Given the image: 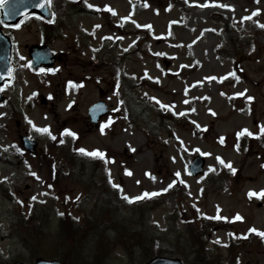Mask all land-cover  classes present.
I'll list each match as a JSON object with an SVG mask.
<instances>
[{
    "label": "rangeland",
    "instance_id": "374dc122",
    "mask_svg": "<svg viewBox=\"0 0 264 264\" xmlns=\"http://www.w3.org/2000/svg\"><path fill=\"white\" fill-rule=\"evenodd\" d=\"M71 1L88 10L67 14ZM49 4L61 27L59 37L48 43L60 55L51 71L37 74L29 66L26 46L43 42L34 18L4 30L13 40L14 77L2 87L0 102V177H7L0 180V264L32 261L30 250L47 259L64 253L67 248L56 234L57 215L64 211L101 217V224L109 212L143 230L151 256H175L184 264L195 255L184 246L183 220L223 216L204 236L205 264H227L230 257L238 264H264V237L248 231H264V194L249 195L264 190V0ZM144 96L152 103L149 121L137 116L131 123L128 108ZM97 100L109 111L95 127L87 109ZM242 103L247 113L239 112ZM43 127L49 132L39 130ZM23 131L38 140L36 155L20 145ZM244 133L246 147L240 151L236 136ZM81 147L105 155L82 164L70 161L69 148L75 158L88 156L77 151ZM195 154L206 158L201 177L188 172ZM174 180L168 191L159 192ZM145 191L159 194L131 202L124 198ZM17 212L45 218L38 232L32 231L36 246L22 248L16 241ZM230 234L245 240L234 253L227 245ZM93 242L89 253L97 247ZM140 250L132 243L130 252L116 249L107 264H142Z\"/></svg>",
    "mask_w": 264,
    "mask_h": 264
},
{
    "label": "trees",
    "instance_id": "16d2710c",
    "mask_svg": "<svg viewBox=\"0 0 264 264\" xmlns=\"http://www.w3.org/2000/svg\"><path fill=\"white\" fill-rule=\"evenodd\" d=\"M49 30L52 27L49 24H43ZM135 108H128L132 113V109H135V114L133 116L136 118L140 116L145 119V122L148 123L149 116L152 113L150 108L149 101L142 100L140 104L137 106H133ZM68 159L73 160L77 163H85L86 161H91L92 159L97 158V156L88 155L86 158L77 156L75 158V151L71 148L68 150ZM3 192H6V189L3 187ZM139 202V201H138ZM103 211L106 209L102 207ZM102 211V212H103ZM109 211V207H108ZM62 214V215H61ZM107 220L100 223L101 217H95L94 219H88L85 217L74 216L72 212H59L58 217V231L57 238L65 245L68 249H65L64 253H59L55 255L54 258L61 259L66 262V264H81L82 256L87 257L86 263L82 264H107L109 257L116 252V249L121 248L124 251L130 252L131 243L135 247H140V251L142 253V258L144 260L148 259L149 256L153 253L151 246L143 242L142 229H135L130 227L128 223L125 222V225L121 221H117L113 219V216L108 212ZM15 220L16 226L14 230H16V234L14 235L17 242L22 245V248H26V245L29 244L31 246H36L33 240L34 233L33 230H38L41 228L40 226L44 223L45 218L43 216H39L37 214L33 215V213L28 212L26 215L23 213H16ZM102 215V214H100ZM48 214L45 216L47 217ZM85 216V215H84ZM103 217V215H102ZM48 220V218H47ZM90 222L88 226L85 225V222ZM127 221V220H126ZM184 222V233H181L184 240V246H187L194 253L195 257L190 264H205L207 262V251H206V242L203 240V236L205 235L208 228H213L216 223V218H211L206 215L198 217L197 220H183ZM115 223V224H114ZM114 224V226L112 225ZM25 231L23 233L22 231ZM22 236V238H21ZM177 241L179 240V236L176 237ZM243 236L237 235L234 237L232 234L229 236V248L231 250L230 253L237 252L236 250L241 245L245 244V240L242 239ZM98 241L96 249L93 250L92 253H89L87 249L89 244ZM94 243V242H93ZM92 243V245H93ZM92 247V246H91ZM133 248V247H132ZM32 257H37L40 255L38 252L36 256L34 252ZM131 255V254H130ZM230 259L234 260L235 258L230 257ZM83 262V260H82ZM85 262V261H84Z\"/></svg>",
    "mask_w": 264,
    "mask_h": 264
},
{
    "label": "water",
    "instance_id": "95a60500",
    "mask_svg": "<svg viewBox=\"0 0 264 264\" xmlns=\"http://www.w3.org/2000/svg\"><path fill=\"white\" fill-rule=\"evenodd\" d=\"M7 13V14H6ZM36 14L37 16L43 17L45 20H51L53 18L52 11L47 5V0H6V3L0 7V21L2 23L16 25V23L27 16V14ZM1 24V23H0ZM29 54L31 56V65L37 70L40 67L44 69H49L53 64V56L50 54V50L45 45H32L28 48ZM11 58V41L8 39L7 35H4L0 30V84H3L4 80L9 81L12 77L11 71L12 66L10 63ZM1 99V97H0ZM94 122L106 113V106L97 102V104L92 105L88 110ZM23 147L30 151L36 153L37 142L35 140H30L26 136H21ZM204 158L200 156H195L192 162L189 164L190 172L193 175L201 174L203 171ZM7 264H25L21 262L7 263ZM26 264H63L61 261L56 260H44L42 258H37L34 263ZM145 264H181L178 258H167V257H154L149 259Z\"/></svg>",
    "mask_w": 264,
    "mask_h": 264
},
{
    "label": "snow or ice",
    "instance_id": "6c2138e0",
    "mask_svg": "<svg viewBox=\"0 0 264 264\" xmlns=\"http://www.w3.org/2000/svg\"><path fill=\"white\" fill-rule=\"evenodd\" d=\"M85 2L87 3V0H85ZM213 2H215V0H213ZM5 3H6V0H0V7H2ZM49 3H50V0H49ZM88 7H90V8H91V7H96V5H93V4H91V3H88ZM105 7H108V6H105ZM221 7H225V8H227V7H232V6L229 5V4H222ZM108 10H109V11H114V10L111 9L110 7L108 8ZM256 11L258 12L259 9H257ZM6 14H7V13H6ZM253 14H255V13H253ZM246 18H247V19H250L251 17H246ZM123 19H128V17H123ZM0 23H2V21H0ZM13 27H17V28H18V27H20V25H19V24H16V25H13ZM97 27H99V25H97ZM146 27H147V26H146ZM260 27L264 28V24H260ZM50 71H51V70H50ZM230 75H235V73H234V72H233V73H230ZM208 79H211V77H209ZM0 91H2V89H0ZM245 91H246V90H245ZM243 94H244V93L241 92V93H236L235 95H243ZM153 99L156 100L157 98H156V97H153ZM247 99L250 101V100L253 99V97L248 96ZM161 106L164 107V108H169V107H171V105L162 104V103H161ZM177 114H178V115H183L184 113H177ZM0 115H4V113H0ZM33 126L35 127V125H33ZM39 130L42 131V132H49V128H48V127H43V128H40ZM101 130L103 131V126L101 127ZM260 130H261V132H264V125L261 126V129H260ZM64 131H65L66 133L70 132V130H68V129H65ZM244 132H246V133L249 134V135H253V133L249 132L247 129H244ZM70 134H71L73 137H76V135H77L75 132H70ZM257 134H259V133H257ZM52 138H53V139H56L55 136H53ZM61 142H63V141H61ZM77 151H79V152H81V153H86L87 155H90V156L104 157V155H105L104 152L100 151L99 149L92 150V151H88L87 149L81 147V148L77 149ZM218 159H219V158H218ZM220 163H222V164L224 163L223 159H220ZM228 167L231 168V163H230V162H229V164H228ZM232 170L235 171V169H232ZM109 171H110V170H109ZM209 171H212V169L210 168ZM31 175H33V176H37V174H36L35 172H32ZM175 175H176L177 177H179V176H180V172H179V171L176 172ZM109 178H110V181H111V177H109ZM153 178H154V177H153ZM0 180H5V181H6V180H7V177H0ZM174 183H176L175 180L172 181L171 183H169L167 187L160 189L159 192H166V191H168V189L171 188V187L173 186ZM49 187H51V186H49ZM114 187H116L117 189H121V186H120L119 184L114 185ZM157 194H159V193H157V192L149 193V192L145 191L141 196H138V197H128V196H125L124 198H125V199H128L129 202H131V201H133V200H137V199H141V198H143V197H148V196L157 195ZM262 194H264V190H262L261 193H255V192H251V191H250V193H249V195H258V196H259V195H262ZM32 199H36V197L33 196ZM21 203H22V202H21ZM61 215H62V214H61ZM214 218H218V219H226V217H223V216H218V217H214ZM236 218L242 219V218L239 217V216H237ZM248 231H249V232H252V233H257V234L260 235L261 237H264V231H261V230L255 228V227H251V228H249Z\"/></svg>",
    "mask_w": 264,
    "mask_h": 264
},
{
    "label": "flooded vegetation",
    "instance_id": "af4514ba",
    "mask_svg": "<svg viewBox=\"0 0 264 264\" xmlns=\"http://www.w3.org/2000/svg\"><path fill=\"white\" fill-rule=\"evenodd\" d=\"M69 10V9H68ZM67 14H70V12L69 11H67Z\"/></svg>",
    "mask_w": 264,
    "mask_h": 264
}]
</instances>
